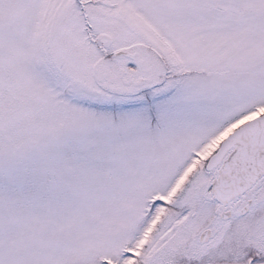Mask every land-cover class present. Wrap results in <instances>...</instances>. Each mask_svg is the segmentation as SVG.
Masks as SVG:
<instances>
[{"label": "snow or ice", "instance_id": "1", "mask_svg": "<svg viewBox=\"0 0 264 264\" xmlns=\"http://www.w3.org/2000/svg\"><path fill=\"white\" fill-rule=\"evenodd\" d=\"M0 264H264V0H0Z\"/></svg>", "mask_w": 264, "mask_h": 264}]
</instances>
